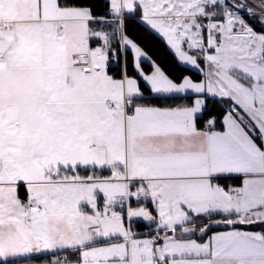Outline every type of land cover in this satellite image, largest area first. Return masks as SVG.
I'll return each mask as SVG.
<instances>
[{
	"label": "snow or ice",
	"instance_id": "6c2138e0",
	"mask_svg": "<svg viewBox=\"0 0 264 264\" xmlns=\"http://www.w3.org/2000/svg\"><path fill=\"white\" fill-rule=\"evenodd\" d=\"M0 264H264V0H0Z\"/></svg>",
	"mask_w": 264,
	"mask_h": 264
},
{
	"label": "trees",
	"instance_id": "16d2710c",
	"mask_svg": "<svg viewBox=\"0 0 264 264\" xmlns=\"http://www.w3.org/2000/svg\"><path fill=\"white\" fill-rule=\"evenodd\" d=\"M148 50H149V54L153 55V58L164 59L165 56L167 55V53L164 50L163 46L159 45V44L149 45V49ZM137 230L138 231H146L148 229H146L143 224H140V225H138Z\"/></svg>",
	"mask_w": 264,
	"mask_h": 264
},
{
	"label": "crops",
	"instance_id": "0c3cea01",
	"mask_svg": "<svg viewBox=\"0 0 264 264\" xmlns=\"http://www.w3.org/2000/svg\"><path fill=\"white\" fill-rule=\"evenodd\" d=\"M147 231H149V230H146L145 232H147Z\"/></svg>",
	"mask_w": 264,
	"mask_h": 264
}]
</instances>
